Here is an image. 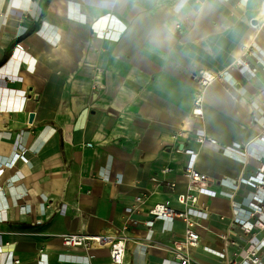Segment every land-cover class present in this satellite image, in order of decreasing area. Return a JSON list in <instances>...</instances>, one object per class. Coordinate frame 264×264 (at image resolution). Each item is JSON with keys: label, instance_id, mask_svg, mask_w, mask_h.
<instances>
[{"label": "crops", "instance_id": "1", "mask_svg": "<svg viewBox=\"0 0 264 264\" xmlns=\"http://www.w3.org/2000/svg\"><path fill=\"white\" fill-rule=\"evenodd\" d=\"M201 70L223 78L195 118ZM262 135L264 0H0V162L27 157L0 179V264H113L108 247L62 237L117 235L129 217L125 264H176L166 245L184 222H143L156 203L184 208L187 149L217 191L191 209L204 225L195 255H230L223 234L250 248L264 202L244 226L235 216L257 193L241 179L264 172Z\"/></svg>", "mask_w": 264, "mask_h": 264}, {"label": "built area", "instance_id": "2", "mask_svg": "<svg viewBox=\"0 0 264 264\" xmlns=\"http://www.w3.org/2000/svg\"><path fill=\"white\" fill-rule=\"evenodd\" d=\"M105 35L112 36L113 34L109 30L105 32ZM17 47L20 49L22 48L21 45H18ZM241 62L242 64L250 66V62L248 60H243ZM193 77L198 81L201 86V90L194 99L192 115L195 118H201L204 115V93L206 88L216 80L223 78V75L215 73L212 70H201L199 72H195ZM261 139H264V135L261 136ZM197 141L201 144H204L205 142L213 144L216 143V139L204 134L197 136ZM186 152L190 155V159L184 171L185 176L189 181L188 190L187 192H178L175 194L176 201L183 205L184 208L177 209L169 202H159L152 206L148 211L149 218L144 222H141L145 223L149 227L153 226L154 221L159 218H170L172 220L181 219L184 222L185 227L182 237L176 238L172 241V243L166 245L167 249L173 253V262L176 264H264L260 254V251L264 250V237L260 240L252 237V246L250 248H245L239 240L227 239V235L223 234L222 236L226 240L227 247L232 249V252L228 256L224 252L223 254L211 252L220 258L217 263H207L195 255L194 249L199 246L201 239L200 228H204V225L202 220L192 216L191 209L196 207L199 203L200 195L213 197L217 195V191L209 187V175L196 168L198 152L192 149H187ZM19 160L27 161V157L25 156L22 148H18L10 161L5 163L0 162V179L5 173L7 165H14ZM168 171H170L169 168L164 169V172ZM152 180L157 181V178L153 177ZM241 181L257 188L254 200L248 201V206L250 208L243 209L242 207H239V211L236 213L235 222L244 226L250 219L255 218L256 215L263 212L264 172L257 173L256 175H252L250 177H242ZM170 186L175 187L176 183L171 182ZM146 197L147 196L145 194L137 196V206L134 208L135 211L139 209L142 203L145 202ZM139 222L140 221L135 220L133 217H129L122 229V232L117 235L106 233H67L63 235L62 243L66 247H108L110 249L112 263L125 264L128 243L132 239L128 235L127 231L132 224H137ZM255 225L264 228V223L259 218H256ZM42 256L43 255H41V260ZM20 262V259L14 258L11 260L10 264H20Z\"/></svg>", "mask_w": 264, "mask_h": 264}, {"label": "bare ground", "instance_id": "3", "mask_svg": "<svg viewBox=\"0 0 264 264\" xmlns=\"http://www.w3.org/2000/svg\"><path fill=\"white\" fill-rule=\"evenodd\" d=\"M113 30V29H112ZM111 31V30H110Z\"/></svg>", "mask_w": 264, "mask_h": 264}]
</instances>
